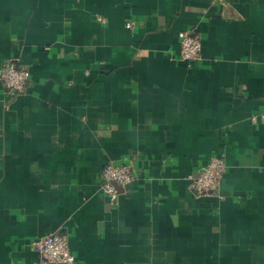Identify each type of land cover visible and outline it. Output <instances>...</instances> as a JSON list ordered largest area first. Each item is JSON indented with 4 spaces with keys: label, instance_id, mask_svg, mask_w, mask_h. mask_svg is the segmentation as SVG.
Here are the masks:
<instances>
[{
    "label": "crops",
    "instance_id": "obj_1",
    "mask_svg": "<svg viewBox=\"0 0 264 264\" xmlns=\"http://www.w3.org/2000/svg\"><path fill=\"white\" fill-rule=\"evenodd\" d=\"M8 63L29 79L0 82V264H39L50 233L72 264H264V0H0ZM214 154L218 191L195 196ZM125 158L112 206L99 174Z\"/></svg>",
    "mask_w": 264,
    "mask_h": 264
},
{
    "label": "built area",
    "instance_id": "obj_2",
    "mask_svg": "<svg viewBox=\"0 0 264 264\" xmlns=\"http://www.w3.org/2000/svg\"><path fill=\"white\" fill-rule=\"evenodd\" d=\"M99 21L104 18L97 16ZM128 22L127 27L131 26ZM179 57L188 61L201 58L200 37L191 30L178 32ZM29 79V71L26 67H18L13 63L0 66V82L10 97L24 92ZM264 119V113L260 116ZM257 116L251 119L256 123ZM226 170L224 157L214 154L208 161L199 166L195 171L187 174L189 190L198 197H207L216 194ZM136 176V170L132 162L125 158L121 162L109 161L103 166L98 179V189L114 206L119 199V187L130 184ZM31 247L39 255V264H72L75 256L71 252L67 237L62 233H50L31 242Z\"/></svg>",
    "mask_w": 264,
    "mask_h": 264
}]
</instances>
